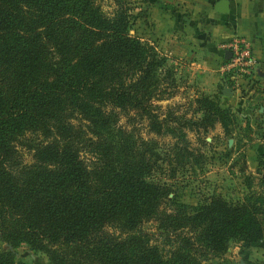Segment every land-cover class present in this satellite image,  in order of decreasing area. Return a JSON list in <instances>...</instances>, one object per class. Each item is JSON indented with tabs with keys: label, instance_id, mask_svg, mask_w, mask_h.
<instances>
[{
	"label": "trees",
	"instance_id": "1",
	"mask_svg": "<svg viewBox=\"0 0 264 264\" xmlns=\"http://www.w3.org/2000/svg\"><path fill=\"white\" fill-rule=\"evenodd\" d=\"M110 1L104 11L99 0H0V241L46 264H204L231 239L264 248L254 201L187 206L150 179L169 158L121 116L193 164L186 132L228 133L233 114L207 95L187 103L198 116L161 107L177 89L172 67L128 33L127 0ZM0 264L27 263L7 250Z\"/></svg>",
	"mask_w": 264,
	"mask_h": 264
},
{
	"label": "rangeland",
	"instance_id": "2",
	"mask_svg": "<svg viewBox=\"0 0 264 264\" xmlns=\"http://www.w3.org/2000/svg\"><path fill=\"white\" fill-rule=\"evenodd\" d=\"M127 2L131 14L128 33L152 43L165 56V40L160 39L162 45L156 42L159 38L155 36L154 29L158 13L173 9L174 0ZM99 3L102 10L111 9L110 0H99ZM166 58V64L174 72L177 89L170 99L159 102L161 107L173 105L177 107L175 111L186 117L198 116L199 113H191V107L187 103L194 96L207 95L221 108H227L233 114V122L228 126V133H223L218 124L206 133L187 131L186 138L190 148L200 154L197 155L196 163L189 164L185 161L178 162V158L172 153L167 154L169 138L147 133L143 121L136 120L131 126L127 125L125 118L121 116L120 124L148 139L160 156L169 158V161H158L159 165L151 173L150 179L167 184L171 190L169 196L187 206H196L211 196L228 202L250 199L262 209L264 222V87L257 83L256 76L237 86L218 76L219 81L214 85V81L210 82L211 79L201 77V72L187 68L180 59L171 61ZM223 87L228 88L230 94H222ZM109 132L113 133L114 129L111 128ZM20 150L24 162H29V154ZM155 225L153 220L142 225V230L153 240L158 238ZM7 250L14 262L47 263L42 251L30 249L23 244L12 248L0 241V252ZM239 261L245 264H264V248L245 246L238 239H231L222 257L209 259L204 264H238Z\"/></svg>",
	"mask_w": 264,
	"mask_h": 264
},
{
	"label": "crops",
	"instance_id": "3",
	"mask_svg": "<svg viewBox=\"0 0 264 264\" xmlns=\"http://www.w3.org/2000/svg\"><path fill=\"white\" fill-rule=\"evenodd\" d=\"M216 1L174 0L173 9L158 13L156 42L164 39L166 57L180 59L215 85L225 46L243 38L256 60V81L264 87V0H227L225 13L214 11Z\"/></svg>",
	"mask_w": 264,
	"mask_h": 264
},
{
	"label": "built area",
	"instance_id": "4",
	"mask_svg": "<svg viewBox=\"0 0 264 264\" xmlns=\"http://www.w3.org/2000/svg\"><path fill=\"white\" fill-rule=\"evenodd\" d=\"M225 49L230 51V56L228 59L222 57L219 65L220 76L237 86L256 75V60L246 40L232 38Z\"/></svg>",
	"mask_w": 264,
	"mask_h": 264
},
{
	"label": "water",
	"instance_id": "5",
	"mask_svg": "<svg viewBox=\"0 0 264 264\" xmlns=\"http://www.w3.org/2000/svg\"><path fill=\"white\" fill-rule=\"evenodd\" d=\"M214 11L218 13H225L228 10V2L227 0H217L213 5ZM230 56V51L228 49H225L223 51L222 57L223 59H228ZM222 94L228 95L230 94L228 88L224 87L222 89ZM238 264H245L243 261H239Z\"/></svg>",
	"mask_w": 264,
	"mask_h": 264
}]
</instances>
